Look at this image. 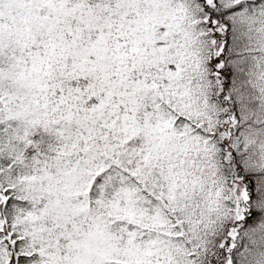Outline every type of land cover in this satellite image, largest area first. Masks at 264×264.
<instances>
[{
  "label": "snow or ice",
  "instance_id": "6c2138e0",
  "mask_svg": "<svg viewBox=\"0 0 264 264\" xmlns=\"http://www.w3.org/2000/svg\"><path fill=\"white\" fill-rule=\"evenodd\" d=\"M0 264H264V0H0Z\"/></svg>",
  "mask_w": 264,
  "mask_h": 264
}]
</instances>
